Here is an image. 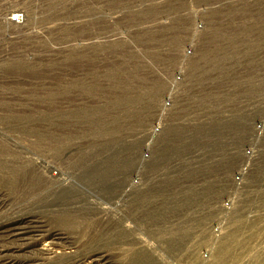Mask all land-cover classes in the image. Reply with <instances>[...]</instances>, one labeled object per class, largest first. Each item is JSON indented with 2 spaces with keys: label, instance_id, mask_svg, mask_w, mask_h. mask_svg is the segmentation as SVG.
Instances as JSON below:
<instances>
[{
  "label": "rangeland",
  "instance_id": "obj_1",
  "mask_svg": "<svg viewBox=\"0 0 264 264\" xmlns=\"http://www.w3.org/2000/svg\"><path fill=\"white\" fill-rule=\"evenodd\" d=\"M22 1L16 25L21 0H0V94L16 93L4 109L33 114L63 165L174 188L163 246L210 231L224 264L264 257V0Z\"/></svg>",
  "mask_w": 264,
  "mask_h": 264
},
{
  "label": "bare ground",
  "instance_id": "obj_2",
  "mask_svg": "<svg viewBox=\"0 0 264 264\" xmlns=\"http://www.w3.org/2000/svg\"><path fill=\"white\" fill-rule=\"evenodd\" d=\"M13 104H0V264H224L210 231L198 245L163 246L174 188L149 193L136 169L63 165L33 132L35 116Z\"/></svg>",
  "mask_w": 264,
  "mask_h": 264
},
{
  "label": "built area",
  "instance_id": "obj_3",
  "mask_svg": "<svg viewBox=\"0 0 264 264\" xmlns=\"http://www.w3.org/2000/svg\"><path fill=\"white\" fill-rule=\"evenodd\" d=\"M21 2H22V4H21L20 8H18L19 6L16 7V8H11V11L7 13L6 20L8 22H10L11 24L20 25V24L23 23V21L25 19V14L26 13H25V9L23 8L25 2L22 1V0H21ZM15 5H17V4H15ZM13 11L17 12L16 13L17 14V17L14 18V19H12L11 16H10V13L13 12ZM263 131H264V126L263 125H258L255 128V132L258 135V137L261 136V134L263 133ZM253 154H254V151L251 148L245 151V158H246L247 162L249 161L248 159H250V158L253 157ZM246 167H247V165H245L244 167H242L239 170V173L237 174V176L235 177V183H236V185H240L243 182V178H244V176L246 174ZM232 202H233V200H228L226 202V207L231 206L232 205Z\"/></svg>",
  "mask_w": 264,
  "mask_h": 264
}]
</instances>
